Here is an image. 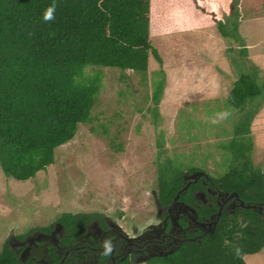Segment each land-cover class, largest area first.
Returning <instances> with one entry per match:
<instances>
[{"label":"trees","instance_id":"1","mask_svg":"<svg viewBox=\"0 0 264 264\" xmlns=\"http://www.w3.org/2000/svg\"><path fill=\"white\" fill-rule=\"evenodd\" d=\"M187 1L194 10L205 13L206 27L216 26L224 39L236 34L237 42L243 19L249 21L244 12L264 8V0ZM53 4L55 18L45 22L44 13ZM157 8L155 0H0V167L7 177L20 182L35 178L55 163L59 147L71 142L82 126L95 121L92 116L102 91V69L133 72L148 81L145 86L149 88L151 58L164 67L152 37L174 27L170 19L161 16L164 10ZM229 50L236 51L234 46ZM240 50L243 55L248 53L244 45ZM254 77L241 74L223 98L232 110H252L236 126L234 141L227 147L235 155L232 165L228 164L217 180L256 203L264 201V163L263 168L256 167L250 159L255 150L251 101L263 91ZM165 82L162 69L149 99L154 104L150 110L156 114ZM214 103H220V98ZM115 124L110 118L93 126L91 132L110 138V148L119 153L124 144L114 140L118 138L112 135ZM173 159L167 157L158 165L156 185L165 202L171 201L183 184L185 171ZM91 217L66 212L60 222L67 227L68 236L76 238L84 233ZM215 246L206 255L196 245H184L168 259L154 258L148 264L156 259L160 264H246V257L264 250V228L244 232L240 254H225ZM7 257L14 261L4 251L0 262H9Z\"/></svg>","mask_w":264,"mask_h":264},{"label":"rangeland","instance_id":"2","mask_svg":"<svg viewBox=\"0 0 264 264\" xmlns=\"http://www.w3.org/2000/svg\"><path fill=\"white\" fill-rule=\"evenodd\" d=\"M155 3L174 27L152 37L164 67L151 58L149 88L145 86L148 81L133 72L102 69V91L92 116L95 121L82 126L71 142L55 151L53 165L25 182L7 177L0 167V250L9 229L21 234L53 225L66 212L106 215L134 224L145 213L151 223L158 165L167 157L174 158L182 170L196 167L221 177L227 165H232L234 154L227 150L234 141L232 134L252 110L249 107V112L241 113L223 101L241 74L255 76L263 91L251 101L255 150L250 156L256 167L263 168L264 8L244 12L249 21L243 19L242 38L237 42L236 34L224 39L216 26L206 27L205 13L194 10L187 0ZM243 45L248 49L245 55L240 53ZM232 46L236 51L229 50ZM162 69L165 90L156 114L150 110L154 104L149 99ZM216 98L220 103H214ZM226 111L231 115L220 120L218 114ZM110 118L116 121L112 128V135H118L115 142L124 144L119 153L110 148V138L91 132L93 126ZM245 260L246 264H264V250Z\"/></svg>","mask_w":264,"mask_h":264},{"label":"flooded vegetation","instance_id":"3","mask_svg":"<svg viewBox=\"0 0 264 264\" xmlns=\"http://www.w3.org/2000/svg\"><path fill=\"white\" fill-rule=\"evenodd\" d=\"M184 171L182 187L171 201L161 199L159 188L154 192L151 223L145 213L135 224L106 215L92 216L84 233L76 238L68 236L60 220L21 234L11 228L0 253L9 252L14 261L7 257L9 262L0 264H148L154 258L168 259L190 244L206 255L215 245L225 254H240L244 232L264 228V201L247 200L246 195L229 190L200 168ZM106 240L114 246L108 255L103 247Z\"/></svg>","mask_w":264,"mask_h":264},{"label":"clouds","instance_id":"4","mask_svg":"<svg viewBox=\"0 0 264 264\" xmlns=\"http://www.w3.org/2000/svg\"><path fill=\"white\" fill-rule=\"evenodd\" d=\"M55 8H56V5L53 4V5H51L50 7H48L46 9V11L44 13V16H43V19H44L45 22H49V21L54 20V18H55L54 17ZM230 115H231V113L226 111V112L218 114V118L220 120H223V119H227ZM216 122H217L216 120H213V123H216ZM103 247H104V250H105L104 254L108 255V254L112 253L114 246H113L111 240H106L104 242Z\"/></svg>","mask_w":264,"mask_h":264},{"label":"water","instance_id":"5","mask_svg":"<svg viewBox=\"0 0 264 264\" xmlns=\"http://www.w3.org/2000/svg\"><path fill=\"white\" fill-rule=\"evenodd\" d=\"M185 190H187V187L184 189V191ZM181 192H183V190L181 191ZM179 198V195L177 196V199ZM159 205V204H158ZM10 243H11V245H14L13 244V237L11 236V238H10Z\"/></svg>","mask_w":264,"mask_h":264}]
</instances>
